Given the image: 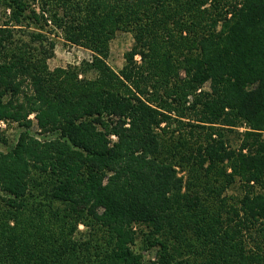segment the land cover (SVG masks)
Wrapping results in <instances>:
<instances>
[{"label": "trees", "instance_id": "trees-1", "mask_svg": "<svg viewBox=\"0 0 264 264\" xmlns=\"http://www.w3.org/2000/svg\"><path fill=\"white\" fill-rule=\"evenodd\" d=\"M30 1L0 0V120L23 127L0 149V264H264V0ZM48 21L107 86L48 68ZM119 29L121 74L102 60Z\"/></svg>", "mask_w": 264, "mask_h": 264}, {"label": "rangeland", "instance_id": "rangeland-1", "mask_svg": "<svg viewBox=\"0 0 264 264\" xmlns=\"http://www.w3.org/2000/svg\"><path fill=\"white\" fill-rule=\"evenodd\" d=\"M30 5L34 7L36 11H41V0H34L30 1ZM2 6H0V24L2 21L6 18L8 11L4 12ZM46 14H44L45 16ZM45 29L47 30V35L53 38L55 42L53 54L50 58L46 60V64L50 70H57V69H63V70H69V72L74 70L76 71L77 79L84 80L88 84L96 85V86H107L106 84H103L98 81V74L95 70H86L83 71V67H87V64L92 62L93 60V51H91L89 48L75 44L71 41H69L65 37V33L58 28H54L52 26V23L50 21L47 22V25L45 26ZM135 43L133 34L128 29H119L115 32V34L109 39L108 41V50L106 51V55L102 57V60L104 61V64H106L112 71H114L117 74H121L120 71L124 69L126 63L125 60V54L130 52L132 50L133 44ZM170 65H172V56L166 57ZM133 61L136 66H143L144 63L141 61V57L139 53L134 54ZM154 71L151 75L153 78H157L156 74L159 72V70H150ZM143 74H148L147 66L146 64L142 68ZM203 89H208V84H205ZM200 90V89H198ZM173 115V114H172ZM189 118H191L188 115H185ZM28 118L31 119V125L29 127L30 132L36 136L42 138V133H40L39 128L37 127L36 121L34 119L33 114H30ZM184 122L189 121L188 118H181ZM2 121V122H1ZM178 129L179 125L176 122H172L170 127L168 128L170 131L173 129ZM241 129V128H238ZM23 130V127L19 126L14 121H8V120H0V131L6 136L7 143L6 144H0V149L2 151L9 150L17 141V138L20 134V132ZM231 138V143L235 145V135L233 133H230L229 135ZM229 171V170H228ZM184 172H181L179 174H183ZM184 175V174H183ZM239 188L236 186H232L231 188H228L224 194L232 196L233 198L230 200L232 202L235 201V199L238 197ZM58 208L61 209L62 213H66L65 207L62 204L56 203ZM55 205V207H56ZM26 214V213H25ZM31 212L26 214L24 217L25 221H29L31 224ZM69 215V214H67ZM11 222V221H10ZM12 224V223H11ZM74 221H69L68 228H64L65 232H68V229L73 231V236L76 238L83 239L87 235V232L89 229L84 226L82 223H78L77 227L74 229ZM67 230V231H66ZM255 230L253 228L251 234H246V238H248L250 235L254 237ZM71 233V232H70ZM264 243V241H263ZM135 248L143 255L144 260H156V248L147 246V244H144V242L141 239H138Z\"/></svg>", "mask_w": 264, "mask_h": 264}, {"label": "built area", "instance_id": "built-area-1", "mask_svg": "<svg viewBox=\"0 0 264 264\" xmlns=\"http://www.w3.org/2000/svg\"><path fill=\"white\" fill-rule=\"evenodd\" d=\"M2 122V121H1Z\"/></svg>", "mask_w": 264, "mask_h": 264}]
</instances>
